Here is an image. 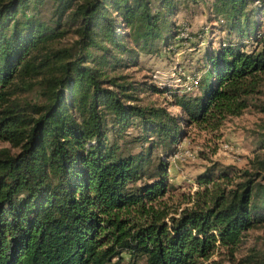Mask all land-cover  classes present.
Here are the masks:
<instances>
[{
	"label": "trees",
	"instance_id": "16d2710c",
	"mask_svg": "<svg viewBox=\"0 0 264 264\" xmlns=\"http://www.w3.org/2000/svg\"><path fill=\"white\" fill-rule=\"evenodd\" d=\"M176 1L0 0V140L17 149H0V264H206L264 225V156L206 169L184 207L169 202L166 160L183 127L264 113V0H202L237 40L205 51L197 94L117 72L175 40ZM67 21L77 38L56 49ZM144 91L163 103L142 104ZM134 123L147 146L125 154Z\"/></svg>",
	"mask_w": 264,
	"mask_h": 264
},
{
	"label": "rangeland",
	"instance_id": "374dc122",
	"mask_svg": "<svg viewBox=\"0 0 264 264\" xmlns=\"http://www.w3.org/2000/svg\"><path fill=\"white\" fill-rule=\"evenodd\" d=\"M36 14L43 20L49 21L52 14V4L46 3L37 8ZM177 27L175 40L170 39L167 45L156 42L152 53H140L138 67H120L117 72L128 76L135 84L152 81V75L157 71L163 79L170 82L173 79L205 70L203 55L207 49L217 48L220 44L236 41V36L230 34L223 20L213 13L210 1L177 0L171 16ZM259 31L264 34V18H260ZM67 32L54 42V48H73L77 38L69 21L65 23ZM201 32L203 36H201ZM252 40H244L243 44L249 49ZM262 89L264 91V77ZM192 94L198 93V87ZM29 100H39V93L33 90L25 93ZM164 96L144 91L139 93L142 104H161ZM264 99V95L260 97ZM173 113H182L181 109L169 106ZM110 126V124H109ZM184 135L176 144V151L180 154L177 161L170 162L167 171V183L174 186L170 192L169 202L174 207L189 205V197L197 188V176L206 169L213 168L216 172L221 168L233 167L246 169L254 155L264 156V113L253 107L246 109L241 115L228 118L219 130L214 132L201 131L193 126L183 127ZM141 129L134 123L127 128L120 140L123 153H135L143 150L147 143L138 139ZM9 148L12 153L17 152L9 142L0 140V149ZM175 151V152H176ZM153 159L163 158L160 148L153 150ZM264 251V225L248 230L237 248L229 253L225 248L215 251L206 264H259ZM126 256V255H125ZM252 260L250 262L249 260ZM138 264H145L140 261Z\"/></svg>",
	"mask_w": 264,
	"mask_h": 264
},
{
	"label": "built area",
	"instance_id": "2783aa9c",
	"mask_svg": "<svg viewBox=\"0 0 264 264\" xmlns=\"http://www.w3.org/2000/svg\"><path fill=\"white\" fill-rule=\"evenodd\" d=\"M159 72H155L152 75V81L155 85H157L158 87H165V86H169L172 88H179L184 92H192L195 88H197L199 86L200 83V78H201V74L200 73H193L187 76H184L183 78L177 77L175 79H173L170 82L167 81H161L163 80L159 75ZM161 79V80H160ZM180 157V154L177 153V151L172 154L168 160L170 162H174L177 161Z\"/></svg>",
	"mask_w": 264,
	"mask_h": 264
}]
</instances>
